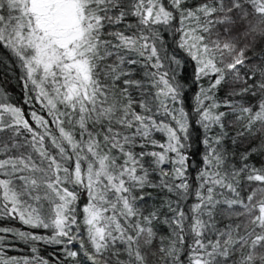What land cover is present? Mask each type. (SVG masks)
<instances>
[{"label": "snow or ice", "instance_id": "obj_1", "mask_svg": "<svg viewBox=\"0 0 264 264\" xmlns=\"http://www.w3.org/2000/svg\"><path fill=\"white\" fill-rule=\"evenodd\" d=\"M0 69V264H264V0H0Z\"/></svg>", "mask_w": 264, "mask_h": 264}, {"label": "trees", "instance_id": "obj_2", "mask_svg": "<svg viewBox=\"0 0 264 264\" xmlns=\"http://www.w3.org/2000/svg\"><path fill=\"white\" fill-rule=\"evenodd\" d=\"M189 74L191 73V65L188 67ZM3 70L0 69V88L7 89L8 95L12 98V101L16 103L17 105L24 108L25 113L29 111L28 106L24 104V93L22 90V85L17 82L15 78V74L8 73L7 77H5L2 74ZM195 89L193 88V92ZM193 92L189 93V96L191 97L193 95ZM7 222H5L6 224ZM53 249L48 248L46 250H42L43 255H47L50 253Z\"/></svg>", "mask_w": 264, "mask_h": 264}]
</instances>
